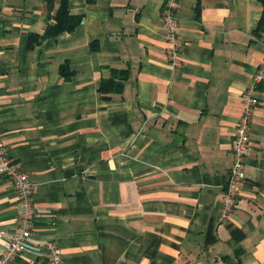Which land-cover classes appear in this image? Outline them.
<instances>
[{"label":"crops","instance_id":"1","mask_svg":"<svg viewBox=\"0 0 264 264\" xmlns=\"http://www.w3.org/2000/svg\"><path fill=\"white\" fill-rule=\"evenodd\" d=\"M163 4L69 0L79 25L46 36L60 1L50 12L0 0V136L35 183L32 239L58 245L63 264H264V85L222 218L244 93L264 62V4L181 0L179 67ZM121 70L122 92L105 98ZM18 219L0 175V253Z\"/></svg>","mask_w":264,"mask_h":264},{"label":"built area","instance_id":"2","mask_svg":"<svg viewBox=\"0 0 264 264\" xmlns=\"http://www.w3.org/2000/svg\"><path fill=\"white\" fill-rule=\"evenodd\" d=\"M181 0H164L161 23L168 41L167 56L173 67L181 65L183 42L179 34L178 11ZM264 85V62L254 75L252 83L243 97L244 112L239 119L236 135L232 144L233 165L229 172L228 183L222 200V218L228 217L239 201L242 183L246 176V160L250 150V128L254 109L258 106L257 91ZM0 175L10 181L17 193L19 219L16 229L0 253V264H11L17 258H29L40 264H63L61 248L53 242L34 241L35 220L34 191L35 183L30 175L10 157L0 136ZM6 232H1L5 235Z\"/></svg>","mask_w":264,"mask_h":264},{"label":"trees","instance_id":"3","mask_svg":"<svg viewBox=\"0 0 264 264\" xmlns=\"http://www.w3.org/2000/svg\"><path fill=\"white\" fill-rule=\"evenodd\" d=\"M48 10L51 12L56 3L60 1V6L56 10L55 24L48 25L46 36H58L63 32L74 30L80 23V19L70 15L69 0H45ZM264 4V0H262ZM264 20L262 21V23ZM261 28V26H260ZM128 78V70L114 71V76L110 80L102 82L100 92L105 98H111L112 94H120L123 90L124 82Z\"/></svg>","mask_w":264,"mask_h":264}]
</instances>
